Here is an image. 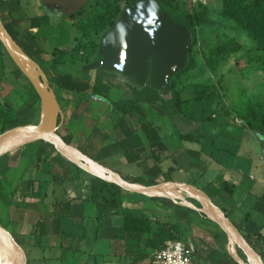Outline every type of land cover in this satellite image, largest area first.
Segmentation results:
<instances>
[{
    "label": "crops",
    "instance_id": "crops-1",
    "mask_svg": "<svg viewBox=\"0 0 264 264\" xmlns=\"http://www.w3.org/2000/svg\"><path fill=\"white\" fill-rule=\"evenodd\" d=\"M43 7L41 2L32 0H1V18L9 34L29 56L38 60L45 71H53L52 88L65 114L62 133L72 137L75 146L86 154L125 176L146 178L145 184L190 183L204 190L241 232L251 237L252 246L260 254L264 242V139L259 135L264 132H254L240 123H225L241 134L247 130L252 133L251 137L241 135L236 139L222 127L206 126L205 122L196 131L184 130L180 123L185 124L187 116L183 114L177 116L179 130L164 139L158 127L146 122L149 115L137 114V120L112 95L100 91L112 104L101 99L95 92L93 72L81 74L71 62L60 60L64 51L76 47L77 41L75 45L48 47L47 37L40 35L47 22V7ZM50 15L54 19L61 17L54 11ZM64 19L75 23L74 16ZM9 72L14 74L16 85L6 96L11 100L7 101L9 108L0 104V119L14 117V109L25 100L18 97L16 90L28 87L29 80L17 65ZM4 79L0 75V85ZM100 86L109 89L104 81ZM116 110L122 117L120 123L114 118ZM187 134L196 138L191 142L197 147L177 143L188 141L180 138ZM224 134L236 141L234 147L223 142ZM35 147L29 144L19 153L12 152L8 170V174H13L21 162H29L22 184L26 200L13 199L6 218L8 229L26 251L28 264H151L153 253L158 250L152 241L154 233L163 225H174L182 231L183 238L196 248L198 264H242L235 259L229 242L193 211L169 199L129 192L123 193L121 207L95 202L92 175L54 154L52 147ZM224 155L235 156L236 161H228ZM163 157L175 165L165 169ZM178 168L187 171L188 181L170 177ZM129 217L149 219L152 232L124 230ZM238 255L244 263L248 262Z\"/></svg>",
    "mask_w": 264,
    "mask_h": 264
},
{
    "label": "rangeland",
    "instance_id": "rangeland-1",
    "mask_svg": "<svg viewBox=\"0 0 264 264\" xmlns=\"http://www.w3.org/2000/svg\"><path fill=\"white\" fill-rule=\"evenodd\" d=\"M21 1L26 2L29 0ZM32 1L41 2V0ZM59 1L64 2L66 0ZM76 1V8L80 12L75 13L74 25L69 24L68 21L64 22V18L68 15L65 14L63 8L52 10L47 7V22L40 35L47 37L49 48L75 45L77 41L76 47L64 51V56L60 60L69 61L73 66H80L92 61L98 55L101 38L110 29V23L117 17L118 9H124L128 0ZM226 1L176 0L177 6L183 13L191 14L189 22L192 23L196 33L191 67L172 80L173 89L179 94L181 100H185L182 103L181 111H179L182 116L183 114L187 116H184L185 124L180 123L181 129L196 131L200 128L198 125H202V122H205L206 126L218 125L224 129L225 123H240L244 126L249 120L259 119L262 121L264 119V49L261 47L264 43V29L261 28V24H256L253 29H247L238 19L230 15ZM242 1L245 4H252L255 0ZM261 1L264 2V0ZM45 7H43L44 10ZM52 11L60 14V19H54L50 15ZM76 36L78 37L76 38ZM0 46L3 53L0 56V75L5 78L4 83L0 85V95L6 102H9L11 100L6 98L7 93L11 87L16 85L15 76L9 71L12 66L15 67L16 65L4 45L0 43ZM33 60L37 64L36 70L41 73L40 76L52 88L53 82L50 78L53 71H45L38 60ZM92 74L93 85L103 93H108L113 98L121 101L122 107L128 109L129 114L137 116L139 118L137 120H140L138 115L142 117L145 115L138 106L137 95H142V98L147 101L145 103L153 101V97L158 96V93L149 86L143 91H139L118 82L113 77L114 75ZM26 80H28L27 77ZM102 81L108 85L109 89L106 87L101 89ZM16 91L18 97L25 99L20 108L14 109L16 126L39 123L43 107L33 85L28 81V87L17 88ZM11 104L14 103L11 102ZM119 114V111L116 110L114 118L117 119V123H120L119 121L122 118ZM131 115L130 119L134 122ZM168 117L169 122L160 114L153 115L150 113L146 122H151L158 127L162 137L168 139L173 132L179 130L176 123L170 119L172 115L168 113ZM60 131H64V125L60 128ZM1 133L3 132H1L0 127ZM224 136L223 142L229 147H234L236 141L230 140L227 134H224ZM234 137L236 139L240 137L239 130L235 132ZM259 138L264 139V135H259ZM177 143L180 146L183 144L187 147H197L191 141L177 140ZM31 145L36 146L35 149L38 146L52 147L44 141H36ZM16 152L19 153L20 149ZM54 154L67 161L56 151ZM13 156L11 152L0 158V182L2 184L0 223L6 228H8L6 218L9 216L7 211L10 210L13 199H19L21 202L26 200L25 193L22 192L24 188L22 184L29 162H21L14 171L15 173L8 174V171L5 172L4 168L6 163L12 164L11 158ZM224 156L227 157L228 161H236L235 156ZM163 160L165 169H168L170 165H175V162L167 157H163ZM240 162L243 163L244 160ZM243 166L248 168L246 163H243ZM170 177L175 181L189 180L187 171L182 168L174 170ZM127 178L132 179L129 176ZM143 181H146V178ZM24 190L26 189L24 188ZM191 200L200 205L197 200ZM208 222L217 234L226 239L222 230L214 222ZM239 253L247 259L241 250H239Z\"/></svg>",
    "mask_w": 264,
    "mask_h": 264
},
{
    "label": "water",
    "instance_id": "water-1",
    "mask_svg": "<svg viewBox=\"0 0 264 264\" xmlns=\"http://www.w3.org/2000/svg\"><path fill=\"white\" fill-rule=\"evenodd\" d=\"M46 7L55 10L63 8L71 16L78 12L76 0H41ZM0 41L20 71L28 78L39 95L42 105L50 111L47 126L27 124L13 127L0 134V158L36 141H44L58 153L81 170L95 178L115 184L123 191L172 200L175 204L203 213L217 224L227 235L235 259L242 264H264L263 257L257 252L238 226L217 206L208 194L197 186L184 182H160L145 184L125 179L122 173L109 168L86 154L79 147L68 143L60 134L65 114L57 94L44 78L37 74V64L32 57L9 34L0 15ZM194 42L192 30L184 23L173 19L170 11L160 0H136L129 3L121 12L115 24L100 41L99 57L83 65L85 72L116 76L132 88L143 91L149 88L158 94H166L176 75L185 70L190 62V50ZM0 104L9 105L0 95ZM144 107L151 106L143 102ZM159 114L169 120L167 114L158 106ZM225 132L235 134L238 130L225 125ZM240 136H252L247 130ZM258 147L257 139L253 138ZM197 200L199 204L192 201ZM0 241L14 253L13 264H28V257L22 245L12 232L0 224ZM241 250L247 257L244 263L238 253Z\"/></svg>",
    "mask_w": 264,
    "mask_h": 264
},
{
    "label": "trees",
    "instance_id": "trees-1",
    "mask_svg": "<svg viewBox=\"0 0 264 264\" xmlns=\"http://www.w3.org/2000/svg\"><path fill=\"white\" fill-rule=\"evenodd\" d=\"M133 1H136V0H128L126 6ZM160 2L165 8H167L170 11L174 20L180 23L186 24L192 30L193 35H194V42H193V45H194L196 43V33H195V29L192 26V23L189 22V18L191 19V14L183 13L181 9L177 6L176 0H160ZM226 5H227L230 15L238 19L247 29H253L256 24H261V28L264 29V2L263 1L255 0L254 3L252 4H245L242 0H227ZM122 11L123 9L121 8L118 9V15L111 21L110 28L115 24V22L119 18ZM79 12L80 11H78L77 13ZM0 15L1 17H3V13L1 9H0ZM75 15L76 14H72L71 16H75ZM193 45L190 50V62H189L188 67L185 70L179 72L176 75V77H178L179 75H181L182 73H184L186 70H188L191 67ZM261 47L262 49H264V43L262 44ZM113 77L118 82L124 83L120 81L116 76H113ZM146 87H148V85ZM95 92L96 94L98 93L100 94L101 99L107 101L108 103H111V104L113 103L107 97V95L102 94L98 88H95ZM166 95L175 101L176 106L178 108H181L182 103L184 102L181 101V99L179 98V94L173 89L172 83ZM15 121L16 119L14 117L13 118H1L0 119L1 132H5L13 127H16ZM246 126L254 132H264V119H262V121H260L259 119L249 120ZM60 134L63 136V138L68 143L75 145L72 143L71 139L68 136L64 135L61 131H60ZM180 138L182 140H188V141L196 140V138L191 134L181 135ZM52 150L53 152L55 151L57 152V150L54 147H52ZM9 169H10V165L9 163H6V167L4 168V171L7 172ZM122 175L125 179L129 181L143 183V180L141 178L128 179L127 176H125L124 174ZM1 190H2V184L0 182V194H1ZM92 192H93L92 199L95 202L102 203V204H105L111 207H116V208L122 206V197L125 191H123L120 187H118L115 184H111L99 178L93 177ZM154 198L158 199L157 197H154ZM191 211H193L196 215L200 216L201 218L210 221L207 218V216L204 215L203 213H200L194 210H191ZM124 230L139 231L142 233L152 232L151 221L144 217H129V218H126V221L124 224ZM223 234L225 235V238L228 241L227 235L224 232ZM154 235L155 236L152 241L154 242V245L156 246L157 249L163 248L166 242L169 240L183 238L182 231L177 230L174 225H172L169 228H166V226L163 225L162 227H160L158 230L155 231ZM246 238L253 245L251 237L246 236Z\"/></svg>",
    "mask_w": 264,
    "mask_h": 264
},
{
    "label": "built area",
    "instance_id": "built-area-1",
    "mask_svg": "<svg viewBox=\"0 0 264 264\" xmlns=\"http://www.w3.org/2000/svg\"><path fill=\"white\" fill-rule=\"evenodd\" d=\"M195 252L196 248L190 241L184 238L172 239L153 253L151 264H198L195 260ZM260 255L264 259V242Z\"/></svg>",
    "mask_w": 264,
    "mask_h": 264
},
{
    "label": "flooded vegetation",
    "instance_id": "flooded-vegetation-1",
    "mask_svg": "<svg viewBox=\"0 0 264 264\" xmlns=\"http://www.w3.org/2000/svg\"><path fill=\"white\" fill-rule=\"evenodd\" d=\"M98 57H99V53H98V55L94 59H96ZM92 61H90V62H88L86 64H89ZM86 64H83V65H86ZM83 65L76 66V67H74V69L77 72H80L81 74H84L86 72L82 69V66ZM129 88H132V87H129ZM153 99H154L153 101H148L149 104L156 105V106L160 107L167 114V116H168V113L171 114L172 117L170 119H171V121H173L174 123H176V125H178L180 123V122L177 121V116L178 115H181V114L179 113V108L176 106V103H175V101L173 99H171L166 94H158V96L153 97ZM136 101L138 103V106L143 111V113H145L147 115H149L150 113L153 114V115H159V112H158V110L156 108H153L152 106H150V107L149 106L144 107L142 105L143 102H147L145 100V98H142V95H137Z\"/></svg>",
    "mask_w": 264,
    "mask_h": 264
},
{
    "label": "bare ground",
    "instance_id": "bare-ground-1",
    "mask_svg": "<svg viewBox=\"0 0 264 264\" xmlns=\"http://www.w3.org/2000/svg\"><path fill=\"white\" fill-rule=\"evenodd\" d=\"M39 71V70H38ZM37 71V74H41ZM42 72V71H41ZM41 117L39 123L43 126H47L50 122V111L46 104L42 105ZM14 253L3 241H0V264H13Z\"/></svg>",
    "mask_w": 264,
    "mask_h": 264
}]
</instances>
